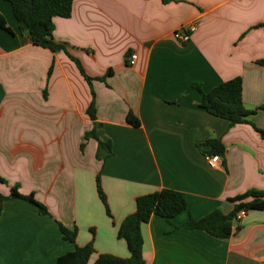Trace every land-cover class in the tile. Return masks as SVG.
Here are the masks:
<instances>
[{"label": "crops", "instance_id": "0c3cea01", "mask_svg": "<svg viewBox=\"0 0 264 264\" xmlns=\"http://www.w3.org/2000/svg\"><path fill=\"white\" fill-rule=\"evenodd\" d=\"M0 193L13 187L33 194L50 216L22 199L0 212V264H56L76 246L93 243L99 255L129 258L118 238L137 198L168 189L187 209L171 219L152 216L141 227L145 264H264V210L232 222L217 238L188 229L214 211L228 215L230 201L264 192V139L250 124L231 126L201 107L208 93L243 81L249 120L264 130V0H73L69 18L54 19V53L33 44L11 5L0 0ZM197 30L185 44L173 34ZM137 54L134 66L129 56ZM53 63V71L48 76ZM95 94L96 120L88 113ZM129 113L139 127L127 123ZM95 130L112 154L97 158ZM225 147L217 169L205 145ZM111 217L97 191V178ZM60 224L77 229L65 240Z\"/></svg>", "mask_w": 264, "mask_h": 264}, {"label": "trees", "instance_id": "16d2710c", "mask_svg": "<svg viewBox=\"0 0 264 264\" xmlns=\"http://www.w3.org/2000/svg\"><path fill=\"white\" fill-rule=\"evenodd\" d=\"M8 2L16 19L23 23L25 31L34 45L51 50L54 53L65 52L77 65L81 73L85 76L84 70L80 62L74 59L68 52L65 45L55 42L53 39L54 19L56 17L69 18L72 13L73 0H3ZM170 0H163L164 3ZM0 25L6 31H10L4 17L0 14ZM264 66V61L259 62ZM53 63L51 64L48 76L53 71ZM86 80L92 87L93 81H100L85 76ZM202 94L201 107L209 114L226 119L231 126L238 124H250L264 139V130L258 129L249 118L255 112L248 111L243 104V81L241 78H235L228 82L222 83L212 91L206 93L199 86L195 85ZM93 100L89 107L88 113L90 118L96 120V108L94 103L95 94L92 90ZM264 110V107L259 110ZM127 123L139 127L140 122L132 113L127 117ZM87 138H95L98 141L97 158L102 159V152L112 154L110 142H102L96 135L95 130L86 134ZM209 150L205 154L220 155L225 153V147L220 140H209L205 144ZM0 184L7 182L0 177ZM98 195L103 202L107 215L111 217L106 196L101 188L100 176L97 178ZM8 199H22L36 207L40 214L50 216L47 208L38 202L33 194L28 196L21 195L18 192V187H13L9 196H4L0 193V212L2 204ZM234 204L232 212L228 215L217 210L208 216L200 219H190L185 225L188 229L202 230L211 236L217 238H229L233 234L232 222L236 215L241 211H262L264 210V192L250 191L244 195L238 196L230 200ZM187 209V202L184 196L174 190H160L152 194L143 195L137 198L136 211L128 216L120 226L118 238L124 239L130 252L129 258H119L113 255H99L94 264H145L143 257V236L141 227L148 223L152 216H159L170 221ZM61 232L64 239L76 242L77 229L69 230L60 224ZM95 253L93 243L86 246L78 247L71 253L61 256L56 264H88L91 256Z\"/></svg>", "mask_w": 264, "mask_h": 264}, {"label": "built area", "instance_id": "2783aa9c", "mask_svg": "<svg viewBox=\"0 0 264 264\" xmlns=\"http://www.w3.org/2000/svg\"><path fill=\"white\" fill-rule=\"evenodd\" d=\"M197 27L195 24L187 25L176 30L173 34V38L176 42L180 44H185L191 40V35L195 33ZM138 59L137 54H131L128 59V63L130 66H134ZM206 162L211 169H217L221 163V156L220 155H210L205 154ZM247 211L241 210L236 217L234 218V222H239L245 215Z\"/></svg>", "mask_w": 264, "mask_h": 264}]
</instances>
